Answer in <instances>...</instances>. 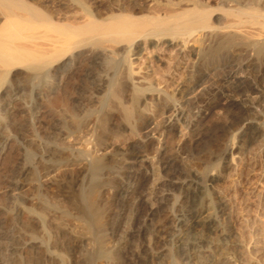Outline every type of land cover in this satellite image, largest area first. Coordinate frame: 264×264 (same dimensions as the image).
<instances>
[{"label":"bare ground","instance_id":"bare-ground-1","mask_svg":"<svg viewBox=\"0 0 264 264\" xmlns=\"http://www.w3.org/2000/svg\"><path fill=\"white\" fill-rule=\"evenodd\" d=\"M209 2L212 1L0 0L2 154L13 147L10 146L12 142L18 143V140H22L28 128L34 129L36 133L42 131L51 134L50 137L54 140L41 139L44 142L39 141L41 145H36L41 146L44 153L60 155L69 151L57 144L56 138L78 136L80 139L84 137L87 140L102 141L107 132L111 134V138H126L128 135L135 136L140 127L151 124L152 119L148 115L143 116V113L145 100L155 96L156 90L150 83L134 82L130 74L131 56L136 58L144 52L139 43L142 40L147 45L152 42H166L167 46L179 42L185 48L190 45L187 51L198 68V75L190 79L192 85L201 81L213 65H224L228 68L219 82L220 86L218 85L216 92L211 96L186 102L179 108L165 106V109L174 112L159 126L161 136L154 154L140 158L141 166L135 169L129 178L118 175L117 188H108L104 204L97 202V197L103 190L97 189L95 181L103 174H100V171L105 163V156L91 153L88 149L90 147L84 148L80 154L77 153L78 159L85 161L90 172L87 187L78 192L84 205L77 207L74 205L75 199L73 202L67 199L61 202L65 204L62 208L57 209L53 205L52 208L51 202L49 201V204L44 200L46 198L43 199L39 195L26 199L18 196L8 199V206L5 205L7 208L0 210L6 214L0 222V264H41L35 256L43 260L45 255L50 258L54 254L60 258L62 264H69L70 257L67 256L65 261V255L60 251H57V255L56 252H51L50 242L44 240L43 234L41 237L36 235L34 221L42 220L40 227L44 230L45 218L53 220V225L60 224V227L64 221L69 222V226L72 222L82 234H86L84 236L88 241L95 242L98 247L94 254V264L113 261L115 264H153L154 257L157 259L166 255H169V264H250L255 261L262 252L259 239L264 237V234L252 235L244 242L236 238L235 232L219 223L215 212L204 214L208 209H213L215 203L211 197H207L208 192L201 187L199 181L212 182L218 175L210 170L219 164L213 161L204 165L201 157L197 153L193 154V148L198 140L216 136L226 127L236 130L229 139L230 149L234 146L245 148L250 142L264 135L262 125L254 123L255 120L248 114L252 111V104L262 96L260 84L264 81V0H214L215 5ZM65 7L73 12L63 10ZM85 63L89 68H83ZM75 68L85 73L83 89L98 92V96L96 94L95 99L93 98V103H96L83 109L81 105L82 110L79 112L75 111L71 104L77 99H92V95L90 92L91 96L88 92L85 95L86 92L79 91L78 95L66 96L68 81L72 78ZM59 76L66 79L63 84L56 81ZM24 84L31 88L29 90L33 94L30 92L29 98L26 96L28 94L25 95L24 102L20 103L19 100L15 103L18 92L25 90ZM58 84L61 86L60 97L49 101L51 107L48 109V115L40 113L39 109L35 111L38 99L43 96L50 97L51 90ZM1 91L8 97L15 96L12 104L4 103L5 97ZM3 103L7 106L4 110L1 106ZM216 107L223 109L222 115L214 116L213 110ZM24 113L30 116L26 130L19 120ZM113 115H117L127 127L126 136V133L121 134L117 128L109 126ZM176 124L184 129V135L177 141L174 140ZM8 127L18 128V132L14 135H4L2 130ZM150 141V137L144 135L142 141L137 140L133 148L139 144L144 149ZM130 147L131 145L125 148L121 159H118L122 167L129 163L126 161L130 158L128 155L134 151H129ZM260 147L263 151L264 139L260 140ZM230 149L222 151L221 165L225 168L232 164L233 155ZM185 153L197 156L189 161V167L178 169L176 160ZM23 156L20 164L10 160L0 166V188L5 191L16 189L21 185L17 177L32 172L34 167L29 153L26 152ZM244 158L241 156L239 160ZM48 163L50 164V161ZM149 176L153 177L154 182L148 195L144 196L139 189ZM36 181L40 182L38 178ZM175 191H178V194L174 197ZM134 193L139 195L136 201L131 202L130 195ZM171 197H174L173 201H170ZM51 201H55L54 205L57 203L56 199ZM219 203L227 209L226 201L222 197H219ZM141 205L145 207V240L136 246L130 245L125 239L120 244H106L107 247H104L105 235L101 230L107 222V216L113 215V221H116L122 216L124 218L125 214H130L129 219L137 222L140 220ZM9 226L11 230L6 229ZM13 227L24 229L22 235H17ZM43 230L41 232L45 231ZM163 238L166 243L174 240L178 248L175 250L170 243L168 249L160 248L158 254L152 256L150 251L161 247ZM229 239H232V245L241 252L237 259L231 261L227 248ZM213 240L217 245L215 251L209 248ZM48 250L50 252L47 253Z\"/></svg>","mask_w":264,"mask_h":264},{"label":"rangeland","instance_id":"rangeland-1","mask_svg":"<svg viewBox=\"0 0 264 264\" xmlns=\"http://www.w3.org/2000/svg\"><path fill=\"white\" fill-rule=\"evenodd\" d=\"M204 1H208V0H204ZM209 1H212L209 3L211 4L213 3V5H215L214 0H209ZM69 9L70 8L65 7L63 10H68V13L69 12L72 13L73 10L71 9L69 11ZM139 43L140 46H142L141 48H143L142 51L144 52L140 53L136 58L131 56L132 69L130 70V74L133 77L134 82L135 81L140 82L139 84L150 83L152 87L156 90L155 96L148 97L145 100L146 105L143 113V116L148 115L152 119V123L149 124L148 126L140 127L139 131L135 136L134 135L126 136L127 135L126 131L128 130L127 127L122 123V121L118 118L117 115H113V117L111 118L112 122L110 123L109 126L113 129L117 128L116 130L120 131L121 134L122 132L126 133V134L123 133L126 136V138L124 136H122L121 138L120 136L118 138L117 137L111 138L110 137L111 134H108L109 132H107L106 134L107 135L105 137L106 139L104 138L102 141H97V140L94 141L93 139L92 140L90 139L91 140L90 141L89 139L88 140L84 139V137L83 138L81 137L80 139V137L78 136L76 137L69 136L63 139L56 138L55 142L57 143L58 141L57 144L59 145L61 144L62 146L66 147L70 153L66 152L65 154L62 153L60 155L58 154L49 155L46 152L44 153L42 151L41 146L37 147L36 144L41 145L40 144L42 141L41 139H43L44 141L54 140V139L50 137L51 134H49L48 132L46 133L41 131L39 133L38 132L36 133L34 129L32 130L30 128H28L29 130H26V124L29 123L30 116H28L27 113L26 114L24 113L23 114L24 116L23 115L20 116L22 118L19 117V120L22 121L21 123L24 124L23 127L25 128L26 132L24 131V129L23 131L25 132L26 135L24 134V136L26 137L23 136L24 140L22 138V140H18L19 141L18 143L17 141L12 142V145H10L11 147L13 146L12 148L5 150L3 154L0 153V161H1L0 166L8 163V161L10 160L17 162L19 164L22 163L21 161L24 159L23 156L24 153L26 154V152H28L30 157L33 154L30 159H32L31 160L33 164L32 167L34 168H32L31 170L32 172L22 174L19 177H17L18 181L20 180L21 185L18 186L16 189L15 188L9 190L6 189L7 191H5L4 188H0V210L4 208L6 209L8 206L7 200L10 199L11 197H16V196L21 198L25 197L26 199L29 197H34V195L35 196L39 195L43 199L46 198L44 200L48 201L49 204L51 202L50 207L53 208V206H56L57 209L58 207L62 208L63 205L65 206V204L61 202L67 199L72 200V202L75 199L74 205L77 207L84 205L85 204L84 201L79 198V193L81 192L82 189L84 190L87 187L90 177V172L88 170V167L85 165V161H83L82 158L78 159L77 153L80 154L81 152H83L84 148H88V147H90L88 149L91 150V153L101 157L105 156L103 157L104 158L103 162L105 163H103L102 169L100 171V174L102 173L103 174L101 175V178L95 181L96 182L95 185L97 189L103 190V191L101 190L102 194H100L99 196L97 195L98 196L97 202L100 205L104 204V200H105L104 197L105 195H107L109 189H111L112 187H115V189L117 188V183H119L117 177L122 176V178H126V179L129 178L128 176L131 175L135 171V169L141 166L142 164L141 159L143 157L151 156L154 154L161 136L160 133L161 128L159 126L168 116L172 115L174 112V110L165 109V106L168 107L172 106L174 108H179L181 104L185 105L186 102L197 101L198 99L211 96L216 92V89L220 86L219 82L228 69L224 65H217V66L213 65L212 68L208 70L207 74L204 77H202L201 81L192 85L190 84L191 83L190 79L192 76L196 77L198 75L197 72L198 70L196 71V69L198 68L197 66H195L196 65L195 60L187 51V48H190L189 47L190 45H187L185 48L179 42H176L175 44L169 46H167L166 42L163 43L152 42L151 44L147 45V43H145V41L142 40ZM83 68L85 69L89 68V65L85 63V65H83ZM76 69L77 68L74 69L72 78L69 79L68 81V85L70 86V87L68 86V89L66 90V94H67L66 96L68 97L74 94L78 95L79 91L81 92L84 91V93L86 92L85 95L87 94V92L88 94L90 92V91H86L87 90L86 88L85 90L83 89V85L85 83L84 71L80 70L79 68L77 69L78 71ZM58 80L61 82H59ZM64 80L66 79H61V77L59 76L57 77L56 81L59 84L61 83L63 84ZM18 82L23 83L20 80H18ZM59 84L58 86H55L56 88L54 87L51 90L50 97L43 96L44 99L42 97L38 99V104L35 108V111L40 110V113L42 114L45 113L44 115H48V109H50L51 107L49 101H52L51 99L53 98L60 97L61 91L59 90L61 86H59ZM25 87L27 86L24 84V89L26 91L22 89L18 92L20 96L22 95L21 97L19 96L18 93H17L18 97L17 94H15L17 97V100L15 101L12 100L15 96L8 97L7 94H4V92L1 91V94H3L5 97L4 103L12 104V101L18 103L19 100L20 103H22V101L24 102L26 100V96L29 98V95L33 94L31 90H29L31 89L30 87H27L28 90ZM78 88H80V90H78ZM126 89L128 90V88ZM260 90L262 92L261 93L262 96L260 97L261 99L257 98L256 100L257 102L252 104V111L250 110L248 114L250 115L251 118H253L252 119L253 121L255 120L254 123L258 125H262L264 129V81L262 82V84H260ZM30 92L31 94H29ZM90 93L92 95V99H88V100L86 98H82L81 100L77 99L73 102V104H71L74 107L75 111L79 112V110L81 111L83 107L86 108V106H92L96 103V102L93 103V101L96 97L95 95L97 94L98 96V92L93 91ZM21 98L24 100H22ZM4 103L1 105L2 107H4L3 110L7 107ZM81 105H82V109H81ZM213 114L214 116H220L223 114V109H221L220 107H216L213 110ZM261 121L263 122L261 123ZM174 128H175L174 140L177 141L180 138H182V136L184 135V129L182 128L181 125L178 124H176ZM233 129L226 127L223 129V132L217 133L216 136H212V137L207 136L205 138L198 140L194 144L193 154L197 153V155L201 157V160H203L202 163L205 162L204 165L206 163L210 164L213 161L219 164L216 166L215 169L210 170V172L211 171L216 172L218 175L212 182L207 180L199 181L201 187L207 190L208 192L207 197L208 196L211 197L213 202L215 203L214 208L208 209L204 214H211L212 212L213 213L215 212V214L218 217V221H220L219 223L221 224L223 223V225L228 227L233 233L235 232L234 234L237 239H240L241 241L245 242L248 241L249 237L252 235L261 236V233L264 234V150L262 151L260 149L261 148L260 140L264 139V135L254 140V142L256 141L255 143L253 141L250 142L248 145H246L245 148L234 146L232 149H230L231 141L229 139L231 138L232 134L236 132V130ZM20 131L21 130H19V132ZM16 132H18V128L13 129V127L11 128L8 127L7 129L2 130V133L4 135H14L16 134ZM29 134L31 137L29 136ZM144 135H148L150 137L151 143H149L148 146H146L144 149H142V147H140L138 144L137 147L139 149L137 147H135L134 149L133 147L135 146L134 145L135 142L137 140L142 141ZM39 141L40 143H38ZM129 145H131L130 147L131 150L129 149V151L132 150L134 151L130 153L131 155H128L130 156V158L126 161L129 163L125 164V167L124 166L122 167V165L118 163V159H121L122 153L126 150L125 148H127ZM27 147L29 150L27 149ZM224 148L225 149L229 148L230 151H232V155H233L232 164H230L228 168H225L221 165L222 151L225 150ZM39 149L41 150L42 153L40 152ZM38 150L39 152H37ZM240 153L243 154L241 155ZM197 155H194V157H196ZM241 156L245 158L239 160V157ZM40 157L42 160L40 159ZM194 157L193 155L192 156L187 155V153L181 155L176 160L177 161L176 167L178 169H181L183 167H189L190 164L189 161L194 160L195 159ZM38 158L41 160L42 163L38 162L40 161ZM228 158H230L229 154H228ZM43 159L45 160V162ZM48 161H50V164L48 163ZM42 165L45 166L43 167ZM40 166L42 167L40 168ZM35 169H37L38 171ZM46 170H48V172ZM106 171L111 173L107 174ZM36 176L41 183L40 182L38 183L36 181L37 179ZM152 178H153L152 176L146 178V181L144 182L145 185L143 184V186L139 189V192L141 194L144 193L143 194L144 196H147L148 192L151 190V186L153 185L154 182ZM166 190L169 191V188ZM177 194L178 191H175L173 193V196L175 197V195ZM138 195L139 193L131 194L130 195L131 202L136 201ZM174 197L173 198L171 197L170 201H173ZM219 197H222L226 201L227 209L226 207H224L225 208L224 210L223 205L219 203ZM54 199L57 200L56 202L58 204L56 203L54 205L53 203L55 201H53L52 203L51 200ZM58 200L60 201L58 202ZM204 201H206V199H204ZM56 207L54 208L56 209ZM2 212L3 211L0 212V222L2 221L1 219L2 218L4 219L6 216L5 212L3 213ZM139 212H140L139 213L140 220L137 222L136 221L132 222L129 219L130 214L129 215L125 214L126 216L124 215V218L122 216L123 219L119 218L118 220H116L117 222L115 220L113 221L114 218L112 217L113 215L107 216V222L106 224H104L105 225L103 226L104 228L102 227L103 230H101L105 235L103 237L105 241L103 243V246L107 247V245L112 246V244L113 245L117 243L120 244L125 239H127V242L130 243V245L136 246L140 244L143 240H145V236H146L145 231L147 228V225L143 223V218L145 217V207L141 205ZM45 219H44L45 222L43 221L45 231L42 229V227H40L41 226L40 224H42L41 223L42 220H38V221L36 220L37 222L34 221L33 225H34V229L36 230V235H38V237H41V235L43 234L42 237L44 238V240H46V242L48 243L50 242L49 248L51 252L54 251L53 253L56 252L57 255V251L58 252L60 251L61 253H63L62 254L63 256L65 255L64 256L65 261L68 257H70V259L72 258L71 261L70 259L69 261L67 260L69 264H94L95 261L94 254H96L98 247L97 244L95 245V242L88 241L87 238L85 237L86 234L85 233L82 234V232L79 231L80 229L76 228V226H74L72 222H71L72 226L71 225L69 226V222L66 223L64 221L62 222L60 227L59 226L60 224L59 225L56 224L57 226L53 225L55 224L53 220L47 218ZM39 221L40 223H38ZM33 225H29V226H33ZM9 228L11 230V226L6 227V229L8 230ZM13 229L15 233L20 236L22 235L23 232L22 230H24L21 227L19 228L13 227ZM76 229L78 230L75 232ZM42 230L45 232V234L44 232H41ZM232 239H229L227 241V248H229V257L231 258L229 259L230 261L237 259L241 253L238 250L239 248H237L235 245H232L233 243ZM259 240H260L259 245L262 246V252L259 253L255 261H253L250 264H264V237L260 238ZM170 243L172 244L175 250L178 248L174 240L168 241L166 243V240L163 238V241L161 242L160 245L161 247L152 249L150 253L153 254L152 256H156L160 248L168 249ZM209 248L212 251L217 250V245L214 240L212 243L209 244ZM48 252L50 251L48 250L47 253ZM54 255L51 256L50 258L49 255H45L43 260L38 258V256H35V258L37 257L36 259H38V261L41 264H47V263L62 264L60 258ZM106 264H115V262L113 261ZM153 264H169V255H166V257L162 256V258H157V259L154 257Z\"/></svg>","mask_w":264,"mask_h":264}]
</instances>
